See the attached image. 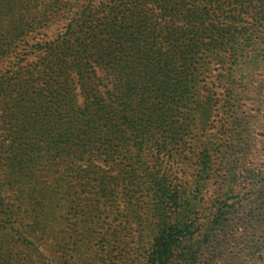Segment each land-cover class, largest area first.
I'll return each instance as SVG.
<instances>
[{"label": "rangeland", "instance_id": "rangeland-1", "mask_svg": "<svg viewBox=\"0 0 264 264\" xmlns=\"http://www.w3.org/2000/svg\"><path fill=\"white\" fill-rule=\"evenodd\" d=\"M42 5L0 40L1 129L13 101L60 82L44 76L39 48L63 36L70 12ZM245 21L231 30L237 52L204 41L186 101L152 108L161 118L145 129L114 122L108 157L81 152L60 123L13 143L0 158V264H148L165 225L181 230L175 264H264V32L249 41Z\"/></svg>", "mask_w": 264, "mask_h": 264}, {"label": "trees", "instance_id": "trees-1", "mask_svg": "<svg viewBox=\"0 0 264 264\" xmlns=\"http://www.w3.org/2000/svg\"><path fill=\"white\" fill-rule=\"evenodd\" d=\"M63 1L0 0V40L18 36L21 27L14 20L30 14L28 8L43 4L47 13L58 7L70 12L63 36L39 48L50 54L44 76L60 79L57 85L46 83L44 92L57 91L12 100L14 112L6 114L0 128L3 160L13 152V143L35 141L42 127L57 123L67 142L78 140L81 152L108 157L114 122L125 130L134 124L145 129L146 122L159 116L152 108L162 110L176 97L188 99L204 41L218 54L235 52L231 46L240 36L231 30L241 14L249 20V41L254 30L264 32V0H75L71 8ZM34 23L30 17L24 25ZM22 84L9 85V92L22 90ZM179 237L180 229L165 225L153 240L148 264H175Z\"/></svg>", "mask_w": 264, "mask_h": 264}]
</instances>
